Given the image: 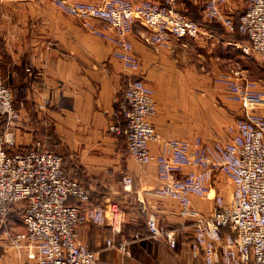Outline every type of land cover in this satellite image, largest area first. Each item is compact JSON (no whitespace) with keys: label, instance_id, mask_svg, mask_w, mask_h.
I'll use <instances>...</instances> for the list:
<instances>
[{"label":"built area","instance_id":"2783aa9c","mask_svg":"<svg viewBox=\"0 0 264 264\" xmlns=\"http://www.w3.org/2000/svg\"><path fill=\"white\" fill-rule=\"evenodd\" d=\"M52 1L109 42L112 55L136 72L140 63L129 38L136 24L146 30L145 42L156 48L167 46L172 37H196L200 32L182 0ZM224 3L205 0L203 16L226 31L245 35L246 41L238 44L245 54H264V0H246L236 19L223 10ZM135 75L114 96V120L107 130L123 136L135 161L155 163L160 184L149 191L175 200L180 215L191 221L192 255H200L202 264H264V86L260 80L234 69L211 73L215 97L238 102L239 114L226 124L222 138L174 137L162 134L151 121L157 111L155 91L140 74ZM0 116L9 122L19 117L12 90L1 74ZM150 142L158 143L157 153ZM17 146L13 132L4 129L0 133V229H5L13 247L25 251L20 264H107L77 237L76 229L92 223L118 233L124 210L110 199L93 204L90 187L67 172L61 154L38 141L27 151ZM121 180L131 188L129 174ZM192 195L208 207L196 206ZM13 206H19L23 224V230L15 233L6 228ZM145 221L150 236L162 237L175 247L173 229L161 226L151 212ZM132 237L140 235L135 232ZM129 240L125 235L119 241L108 237L105 245L129 255Z\"/></svg>","mask_w":264,"mask_h":264},{"label":"crops","instance_id":"0c3cea01","mask_svg":"<svg viewBox=\"0 0 264 264\" xmlns=\"http://www.w3.org/2000/svg\"><path fill=\"white\" fill-rule=\"evenodd\" d=\"M182 1L189 16L199 23V34L172 37L167 46L156 48L145 42L146 30L136 24L129 35L140 63L136 72L112 55L109 42L90 33L79 18L61 12L52 0H0V74L11 88L19 112L14 121L6 119L2 131L11 130L17 148L23 151L38 141L43 148L60 153L66 167L82 174L91 193L103 194L99 204L110 199L124 210L125 223L118 233L107 225L92 223L76 229L77 237L98 251L107 264H202L201 256L194 257L190 251L192 224L180 215L178 203L149 191L160 184L155 163L135 161L127 152L124 138L107 130L114 120L113 98L124 78L140 74L158 95L162 88L173 86L181 90L210 88L211 73L227 69L260 81L264 78V54H245L238 46L245 42L242 34L226 31L220 23L206 19L202 14L205 0ZM245 2L225 0L222 8L236 19ZM253 68H257V74L251 75ZM217 101L218 110L228 120L239 114L238 102ZM182 102L198 103V99L191 96ZM176 118L157 110L151 121L166 135ZM150 146L153 153L158 152V143L150 142ZM123 174L132 177L131 188L123 186ZM191 199L201 209L208 207L194 195ZM130 204L136 208H129ZM137 209L145 215L154 213L161 226L172 228L175 247L162 237L149 235L129 240V255L108 248L106 238L119 241L135 233ZM6 228L11 233L23 230L19 206L10 208ZM4 230L0 229V264H20L25 251L13 247Z\"/></svg>","mask_w":264,"mask_h":264},{"label":"rangeland","instance_id":"374dc122","mask_svg":"<svg viewBox=\"0 0 264 264\" xmlns=\"http://www.w3.org/2000/svg\"><path fill=\"white\" fill-rule=\"evenodd\" d=\"M256 70L257 68H253V74L251 75L257 74ZM171 78L173 80L176 79L174 78V76ZM262 80L263 81L260 82L264 86V78H262ZM153 89L155 91V97L158 99V102H156L158 113H160L163 116L171 115L172 117H177L175 121H173L170 124L171 125L170 128L172 130L167 131L166 135L174 136V137H182L188 135L195 136L201 134L205 137H211V138L225 135V126L232 119L228 120L218 110L219 101H217L218 100L217 98L214 99L215 96L213 97L214 93L212 92L211 87L210 88L199 87L193 89L190 88V90H185V89L181 90L173 86L170 87L169 90L162 88L159 95L156 93L157 89L154 87ZM176 90L178 91L176 95L165 94L169 91L176 92ZM162 91H164L165 93H163ZM191 96L195 100L198 99V103L182 102L186 97L191 99ZM211 97L213 98L211 99ZM214 106L216 107V109H214ZM219 131L222 132L221 135L217 133ZM65 168L71 176L86 183V181L82 178V174H79V171L76 168L66 167V165ZM138 216L139 219H145L146 215L145 213L138 211Z\"/></svg>","mask_w":264,"mask_h":264},{"label":"trees","instance_id":"16d2710c","mask_svg":"<svg viewBox=\"0 0 264 264\" xmlns=\"http://www.w3.org/2000/svg\"><path fill=\"white\" fill-rule=\"evenodd\" d=\"M237 33H239V32H237ZM243 36H244L245 41H246V39H247L246 36L245 35H243ZM133 76H136V75H133ZM127 79L128 78H124V80H123V86H122L120 92H122L123 89L126 87ZM5 121H6V117L5 116H0V133L2 131L3 125L5 124ZM119 139H123V136L120 135L119 136ZM52 151H54V150H52ZM54 152H56V151H54ZM56 153H58V152H56ZM58 154H60V153H58ZM102 197H103V194L102 193H100L99 195H96L93 192L90 193V199L93 202V204H99V203H101ZM69 202L70 203H77V201L74 200V199H70ZM129 208H136V207H135L134 204H130ZM138 211H139L138 209L136 211H134L136 216H134L133 219L135 220V222L137 224L136 225V231L135 232H138L139 235H140V238H143V237L149 236V232H148V229H147V226H146L145 219H139ZM132 234H133V232L129 236L130 237V240H137V239H134L132 237Z\"/></svg>","mask_w":264,"mask_h":264}]
</instances>
